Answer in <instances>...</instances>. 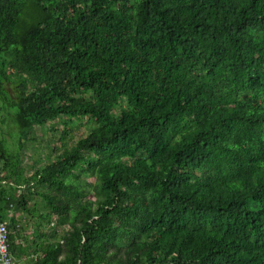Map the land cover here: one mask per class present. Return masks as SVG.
Returning <instances> with one entry per match:
<instances>
[{
	"label": "trees",
	"instance_id": "16d2710c",
	"mask_svg": "<svg viewBox=\"0 0 264 264\" xmlns=\"http://www.w3.org/2000/svg\"><path fill=\"white\" fill-rule=\"evenodd\" d=\"M0 101L17 264H264V0H0Z\"/></svg>",
	"mask_w": 264,
	"mask_h": 264
},
{
	"label": "rangeland",
	"instance_id": "374dc122",
	"mask_svg": "<svg viewBox=\"0 0 264 264\" xmlns=\"http://www.w3.org/2000/svg\"><path fill=\"white\" fill-rule=\"evenodd\" d=\"M8 93L10 97L13 96V92L10 87H7ZM9 113L11 110L8 109L4 102L0 101V133L7 141L8 147L11 150H15L17 147V130L15 126L10 122ZM73 124L68 126L69 132L68 135L73 136L74 139L81 137L87 132V119L86 118H75L73 120ZM53 123H49L44 127H35L33 135H30V138L33 136L34 140H30L28 142L27 149L23 152L24 156V164L26 168L29 169L34 163L43 164L46 162L45 158L43 159L42 154H45L49 151L48 146H60V142L58 141L60 131L64 129V125L60 122H56L51 130V125ZM68 145H71V142L67 140ZM30 166V167H28ZM87 181H93L92 178L88 175L83 176ZM39 199V198H37ZM31 229L28 228L27 231Z\"/></svg>",
	"mask_w": 264,
	"mask_h": 264
},
{
	"label": "built area",
	"instance_id": "2783aa9c",
	"mask_svg": "<svg viewBox=\"0 0 264 264\" xmlns=\"http://www.w3.org/2000/svg\"><path fill=\"white\" fill-rule=\"evenodd\" d=\"M0 264H17L9 250V230L5 222L0 223Z\"/></svg>",
	"mask_w": 264,
	"mask_h": 264
}]
</instances>
